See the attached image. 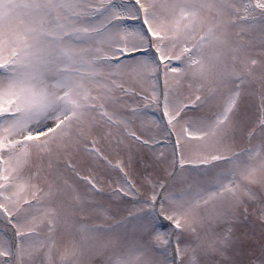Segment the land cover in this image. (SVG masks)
Returning <instances> with one entry per match:
<instances>
[{"label":"snow or ice","instance_id":"6c2138e0","mask_svg":"<svg viewBox=\"0 0 264 264\" xmlns=\"http://www.w3.org/2000/svg\"><path fill=\"white\" fill-rule=\"evenodd\" d=\"M0 264H264V0H0Z\"/></svg>","mask_w":264,"mask_h":264}]
</instances>
